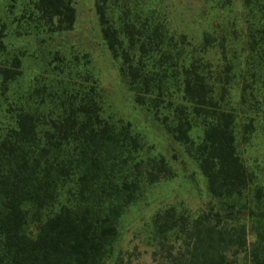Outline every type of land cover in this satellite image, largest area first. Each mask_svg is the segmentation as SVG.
<instances>
[{"label": "trees", "instance_id": "obj_1", "mask_svg": "<svg viewBox=\"0 0 264 264\" xmlns=\"http://www.w3.org/2000/svg\"><path fill=\"white\" fill-rule=\"evenodd\" d=\"M183 26L170 0H94L102 41L134 103L184 147L208 200L152 218L155 264H264V184L244 151L264 129V0H200ZM0 21V264H130L123 215L172 172L130 123L104 117L86 55L50 52L18 88L7 37L51 41L73 0H8ZM176 15V16H175ZM186 27L198 32L187 33Z\"/></svg>", "mask_w": 264, "mask_h": 264}, {"label": "rangeland", "instance_id": "obj_2", "mask_svg": "<svg viewBox=\"0 0 264 264\" xmlns=\"http://www.w3.org/2000/svg\"><path fill=\"white\" fill-rule=\"evenodd\" d=\"M76 23L71 32L51 41H36L32 37L17 38L13 33L7 37L8 49L22 55V76L18 88L26 89L44 69L51 58L50 52L66 55H86L94 76L103 91L104 117L130 123L153 154L165 158L172 177L146 189L137 202L127 210L119 224L117 247L127 252L130 264H155L153 249L148 241L153 216L169 206H176L187 213L200 211L208 200L205 179L185 149L176 143L161 124L145 109L137 106L132 94L119 76L118 64L112 59L101 38L100 27L94 10V0H73ZM174 4L175 24L185 25L200 0H170ZM8 0H0V21H10L7 14ZM196 12V13H195ZM194 27H186L187 33L196 34ZM251 168H255L264 184V129L256 133L244 151Z\"/></svg>", "mask_w": 264, "mask_h": 264}]
</instances>
